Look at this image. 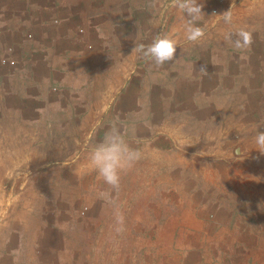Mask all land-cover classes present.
<instances>
[{
	"label": "crops",
	"instance_id": "1",
	"mask_svg": "<svg viewBox=\"0 0 264 264\" xmlns=\"http://www.w3.org/2000/svg\"><path fill=\"white\" fill-rule=\"evenodd\" d=\"M200 2L206 35L192 44L185 39V17L172 0H0V60L15 63L0 61V248L13 242L4 255L15 257L17 249L33 248L35 241L33 255L40 259L35 264H56L61 258L64 264H80V252L73 250L78 242L68 233L79 218L77 209L56 208L34 222L32 235L26 228L36 218L31 212L7 219L5 200L37 199L38 169L45 168L46 180L64 186L62 196L95 192L97 203L86 207L88 225L93 222L87 232L115 233L111 202L123 200L125 207L116 204L123 211L127 201L139 199L141 205L128 208V233L157 232L161 239L191 234L173 254L151 255L142 248L141 255L128 254V264H264V236L253 225L233 224L231 209L183 210L178 203L167 222L160 217V200H165L160 185H180L181 169L199 166L212 148L199 146L195 127L212 126L230 95L244 94L246 86L264 98V0ZM229 11L233 21L226 24L218 16ZM241 28L252 32L253 43L237 50L226 37L235 39ZM158 33L180 47L178 61L162 68L132 55L136 43H151ZM202 65L208 75L199 73ZM116 125L142 152L136 166L122 175L118 192L88 163L92 146ZM233 151L242 157L239 147ZM23 168L18 175L15 170ZM55 169L60 174L53 177ZM23 184L28 186L21 192ZM151 198L156 199L152 207ZM88 237L83 243L89 244ZM226 239V245L219 242ZM82 255L86 261V252ZM3 260L0 256V264Z\"/></svg>",
	"mask_w": 264,
	"mask_h": 264
},
{
	"label": "rangeland",
	"instance_id": "2",
	"mask_svg": "<svg viewBox=\"0 0 264 264\" xmlns=\"http://www.w3.org/2000/svg\"><path fill=\"white\" fill-rule=\"evenodd\" d=\"M229 99L230 102L224 104L222 111L219 113L220 118L212 121V126L200 124L195 127L196 124H191V128L195 127L198 132L199 146H210L212 148L207 156L204 157L207 160L198 161L197 164L199 166L181 169L183 178L180 185L171 183L160 185L164 187L165 194V197L160 198L162 200L165 199L164 201L160 200V202L164 203V207L159 209L160 217L165 216V221L167 222L169 218L173 217V205L178 203L183 210H188L192 206L202 211L211 212L215 207L220 209L224 207L233 211V224L237 222L240 227L244 226L245 228L253 225L264 236V155L254 150L253 144V137L257 131H264V98L261 97L259 99L255 96L253 87L246 86L244 94L240 91L235 96L230 95ZM258 101H261V103ZM236 147L240 148L242 157H235L233 150ZM208 159H219V161H210ZM47 170L45 168L38 169L39 182L37 188L39 195L37 199H24L22 197L5 200L7 219L12 215H17V213L25 214L26 211L31 212L36 218L27 223L26 228L30 227L28 232L32 235L34 233L32 231H36L34 222L37 221L38 224V220L41 217L44 219L49 216L48 214L56 213V208H68L70 205L71 210L77 209L79 218L68 226V231H70L68 233L74 237L76 243L78 242L73 250L80 252V264H93L95 261L97 264H128V254L131 252L130 256L141 255L142 248L149 249L151 255H169L173 254L179 241L182 240L183 242L191 238V234L188 232H180L181 235L176 232L173 237H163V239L157 232H149L148 235L146 234L143 237L140 233H128L127 231L123 234L87 232L84 228L88 225L87 218L90 214L89 209L87 210L86 207L97 203L94 202L97 198L93 199L95 192L87 193L85 191L83 195V193L75 191L74 193H69L68 196H62L61 192L64 186L60 181L56 183L55 180H52V182L46 180L47 178L43 173H46ZM15 171L19 175L24 173L26 169H17ZM59 174L60 172L57 169L52 172L53 177ZM41 175L42 178H40ZM166 179H169L168 172ZM21 186L19 191L24 192L28 185L23 184ZM152 187L153 185H151ZM179 188L180 196L178 197ZM45 192L49 193V199L44 196ZM51 196H55V198H50ZM154 200L156 199H149L147 204L152 207L156 203ZM106 202H109L108 199ZM120 202H122L120 208L125 207L123 200H114L111 205L114 207L113 205ZM142 202L139 199L127 201L128 206L126 204L127 208L122 211L125 219L131 213L130 209H128L129 206L132 204L135 206L137 204L141 205ZM66 216L61 218L65 219L67 218ZM147 216L149 217V222L153 224L152 215ZM213 217L211 214L208 220ZM132 218L140 219L142 216H134ZM187 218L186 216L185 222H187ZM92 219L91 216L89 222ZM127 219H131V217ZM203 223L206 224L205 219ZM92 224L93 222L88 226L91 227ZM88 233L90 234V237L87 238L89 239V244H86L83 243V240ZM227 240H220L219 242L226 245ZM12 243L9 242L5 249L0 248V256L4 258L2 264H31L29 262L36 259L32 262L35 264L37 260H40L33 255L35 252V241H32L33 248L22 246L17 249L15 257L14 255H4L12 249L10 245ZM158 248H160V251L157 252ZM84 252L88 255L86 261H84L85 258L82 255ZM56 264H64L62 263V258ZM67 264L77 263L69 262Z\"/></svg>",
	"mask_w": 264,
	"mask_h": 264
},
{
	"label": "clouds",
	"instance_id": "3",
	"mask_svg": "<svg viewBox=\"0 0 264 264\" xmlns=\"http://www.w3.org/2000/svg\"><path fill=\"white\" fill-rule=\"evenodd\" d=\"M172 2L185 17V39L192 44L203 40L206 33L200 26V21L204 17V5L200 0H172ZM218 17H222L226 24H231L233 21L231 11ZM235 35V39H232L231 35L226 39L237 50L246 49L253 43L252 32L246 28H241ZM178 48L180 47L176 39L158 33L151 43H136L132 55L151 62L156 68H162L166 63L175 60ZM199 73L208 75L206 65L200 67ZM253 144L254 150L264 155V131H257L253 137ZM141 159V150L131 145L119 125L105 131L103 138L92 146L88 154L89 166L102 178L104 184L117 192L121 188L122 175L132 170ZM114 231L117 234L126 231L125 215L117 205H114Z\"/></svg>",
	"mask_w": 264,
	"mask_h": 264
},
{
	"label": "built area",
	"instance_id": "4",
	"mask_svg": "<svg viewBox=\"0 0 264 264\" xmlns=\"http://www.w3.org/2000/svg\"><path fill=\"white\" fill-rule=\"evenodd\" d=\"M0 61H1V64L3 65H6V64L14 65L15 64L14 61L10 60L9 58H5V57L1 58Z\"/></svg>",
	"mask_w": 264,
	"mask_h": 264
}]
</instances>
